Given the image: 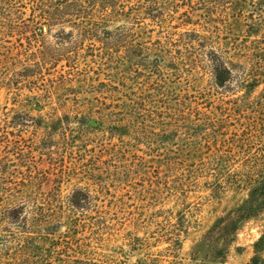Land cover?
<instances>
[{
	"label": "rangeland",
	"instance_id": "374dc122",
	"mask_svg": "<svg viewBox=\"0 0 264 264\" xmlns=\"http://www.w3.org/2000/svg\"><path fill=\"white\" fill-rule=\"evenodd\" d=\"M70 1L0 0V264L35 205L99 264H264V0Z\"/></svg>",
	"mask_w": 264,
	"mask_h": 264
},
{
	"label": "trees",
	"instance_id": "16d2710c",
	"mask_svg": "<svg viewBox=\"0 0 264 264\" xmlns=\"http://www.w3.org/2000/svg\"><path fill=\"white\" fill-rule=\"evenodd\" d=\"M78 0H71L66 2V7H69L67 15L74 16V18L83 17L85 12V5L79 3ZM256 11L249 17L250 28H262L261 38L253 42L249 49L251 57L256 59L253 66H247L238 76V81L245 89L256 87L258 84H264V2L261 6L255 7ZM257 15V16H256ZM59 17H55L53 20L57 21ZM74 24H77L75 21ZM82 30V27L79 28ZM257 43V45H256ZM228 76L232 75V72L227 69L224 71ZM264 92V88H263ZM264 98V96H263ZM19 210L18 206L7 209V213H11L12 219H19L22 222L24 230L21 234L14 237L15 247L13 248L12 264H99L95 261H89L88 259H80L73 257L75 255L70 254L67 246L57 247L56 242L60 241L50 237V233H38L35 231H27L32 228L35 222L47 221L50 217L46 207L42 205H35L30 209L28 215ZM7 254V253H6ZM9 255V253L7 254Z\"/></svg>",
	"mask_w": 264,
	"mask_h": 264
}]
</instances>
